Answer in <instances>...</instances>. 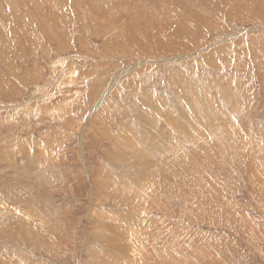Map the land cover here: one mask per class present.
Returning <instances> with one entry per match:
<instances>
[{
	"label": "rangeland",
	"instance_id": "obj_1",
	"mask_svg": "<svg viewBox=\"0 0 264 264\" xmlns=\"http://www.w3.org/2000/svg\"><path fill=\"white\" fill-rule=\"evenodd\" d=\"M263 15L0 0V264H264Z\"/></svg>",
	"mask_w": 264,
	"mask_h": 264
},
{
	"label": "bare ground",
	"instance_id": "obj_2",
	"mask_svg": "<svg viewBox=\"0 0 264 264\" xmlns=\"http://www.w3.org/2000/svg\"><path fill=\"white\" fill-rule=\"evenodd\" d=\"M5 14V13H4ZM264 16V15H263ZM202 17V16H201ZM259 18V17H258ZM143 63V62H142ZM173 63V62H172ZM199 85V84H198ZM217 86V85H216ZM199 88H200V86H198ZM206 88V87H205ZM230 88V87H229ZM200 89H202V88H200ZM204 89V88H203ZM188 90V89H187ZM195 90H197V89H195ZM191 91H193V90H191ZM207 91V90H206ZM210 90L208 89V91L207 92H209ZM203 92V91H202ZM210 93H212V91H210ZM222 93V92H221ZM216 94V93H215ZM201 95V96H200ZM226 94H224V96H225ZM234 95V94H233ZM236 95V94H235ZM189 96V98H190V101H191V103H192V106H196V105H198L199 103H201V102H207V97H206V95H204V94H199V93H193V94H189L188 95ZM210 96V95H209ZM229 96H230V94H229ZM228 96V97H229ZM169 97V96H168ZM197 98V103L198 104H196V102L194 103L191 99H193V98ZM234 96H232V98H233ZM230 98V97H229ZM172 99V98H171ZM236 98H234V100H235ZM189 100V99H188ZM229 100H231V99H229ZM233 100V99H232ZM239 100V99H238ZM168 102V101H167ZM172 102H174V101H172ZM231 102V104H234L235 103V101H234V103H232V101H230ZM237 102V101H236ZM165 104V103H164ZM202 104V103H201ZM155 104H151V105H149L148 106V109H147V113L146 114H148V116L149 117H151V116H153L154 115V113H153V111H154V109H153V106H154ZM204 105V104H203ZM220 106H221V104H219ZM236 105V104H235ZM235 105H232L233 106V108L234 107H236ZM205 106V105H204ZM206 106H207V104H206ZM208 106H209V104H208ZM207 106V107H208ZM228 106V105H227ZM207 107H205V109L207 108ZM240 107V106H239ZM238 107V108H239ZM243 107V106H242ZM242 107H241V109H242ZM157 108H160V112H163V114L167 117V118H170V119H174L179 125H181V123H185L186 124V121H187V119L186 118H184V117H182V116H179V115H177L176 114V112H179V113H181V114H183L184 116H185V112L184 111H182V109L178 106V107H176V105H172L171 107H168L166 104L165 105H163V104H161V102H157ZM195 109V108H194ZM209 109V108H208ZM207 109V110H208ZM236 109V108H235ZM146 110V109H145ZM205 111V112H203L204 113V116H201V117H205V119H207V120H209L210 122H212L213 120H214V118H215V115H216V113L217 112H215L214 110H211V111H213V112H208V111ZM233 110V109H232ZM238 110V109H237ZM176 111V112H175ZM246 111V110H245ZM194 112L196 113V115L199 117L200 116V111L199 110H197V109H195L194 110ZM236 112V111H235ZM223 113V112H222ZM241 113H242V110H241ZM155 114H158V113H155ZM219 114V113H218ZM225 114H226V112H225ZM141 115V114H140ZM144 113H143V117H144ZM159 115V114H158ZM235 115H238V118H239V113L237 114H235ZM234 115V116H235ZM144 122H147L149 125H151V127H152V132H153V130H155V131H158L159 132V130H157L158 129V125L160 126V121H154V120H145ZM185 124H184V126H185ZM210 124V123H209ZM214 125V124H213ZM146 126V125H145ZM182 126V125H181ZM186 126H187V124H186ZM185 126V127H186ZM212 126V125H211ZM150 127V128H151ZM183 127V126H182ZM216 127V126H215ZM215 127H213V128H215ZM225 127V126H224ZM194 129H195V127H194ZM210 129V128H209ZM218 129V128H217ZM224 129V128H223ZM142 131V134H146V131H148V130H146V131H144V130H141ZM140 131V132H141ZM188 131V130H187ZM192 132V131H191ZM207 132V131H206ZM217 132V131H216ZM212 133H214V132H212ZM139 135V134H138ZM149 135H150V133H149ZM191 135V134H190ZM142 136V135H141ZM193 136V135H192ZM140 138H143V137H140ZM152 138V137H151ZM147 136L144 138V142L146 143V144H149L150 142H151V139H150V137H149V140H150V142H148L147 141ZM183 140V139H182ZM154 140H153V138H152V142H153ZM139 145V144H138ZM155 147V142L154 143H151V149L154 151V153H156V149L154 148ZM148 149V148H147ZM150 149V150H151ZM182 149V148H181ZM168 150V149H167ZM134 151H136V150H134ZM144 151H142V153H143ZM169 152V151H168ZM173 152V151H172ZM171 153V152H170ZM129 154H130V157H131V154H132V151H130L129 152ZM135 154V153H134ZM138 154H139V152H138ZM136 156V155H135ZM145 157V156H144ZM172 157V156H171ZM33 159V158H32ZM147 159V158H146ZM27 160H29V159H27ZM31 161V160H30ZM30 161L27 163V164H30ZM147 161V160H146ZM145 161V159L144 160H140V159H138L136 162H135V164H136V168L138 169L139 168V170L140 171H148L147 169H149V166L152 164H150L149 165V162H146ZM132 162V161H131ZM131 162L129 161V163L131 164ZM128 163V164H129ZM19 165V164H18ZM16 166V165H15ZM125 166H128V165H125ZM152 166V165H151ZM153 166H154V164H153ZM156 166H158V165H156ZM155 167V166H154ZM17 168V167H16ZM151 169H152V167H151ZM22 170H24V169H22ZM18 171V170H17ZM14 173V172H13ZM19 173H20V170H19ZM143 173V172H142ZM24 175V174H23ZM22 175V178L24 177ZM26 177H27V175H25ZM142 176V175H141ZM24 180H25V177L23 178ZM23 181V180H22ZM144 181V180H143ZM9 188V187H8ZM10 189V188H9ZM30 189V188H29ZM12 190V189H11ZM19 191V190H18ZM28 192V191H27ZM25 194H26V192H25ZM13 199V198H12ZM14 200V199H13ZM14 202V201H13ZM44 206V205H43ZM42 217V216H41ZM3 218V217H2ZM37 218V217H36ZM99 219V218H98ZM1 220V219H0ZM7 220V219H6ZM15 221V220H14ZM101 221V220H100ZM129 222V221H128ZM106 223V222H105ZM7 224V223H6ZM17 225V224H16ZM43 225V224H42ZM1 226V225H0ZM20 227V226H19ZM24 227V226H23ZM4 229V228H3ZM19 229V228H18ZM0 230H1V228H0ZM21 230V229H20ZM2 231H4V230H2ZM2 231H0V232H2ZM35 231V230H34ZM6 233L5 232H3L2 234H0V237L2 236V235H5ZM20 234V233H19ZM4 237V236H3ZM16 241V240H15ZM10 242V241H9ZM16 243V242H15ZM4 246L3 247H5V244H3ZM7 248V247H6ZM10 248V247H9ZM0 249H2V247L0 246ZM8 252V251H7ZM5 253V252H4ZM8 254V253H7ZM12 254V253H11ZM94 254V253H93ZM14 255V257L16 256L15 254H13ZM8 256V255H7ZM13 257V256H12ZM7 258V257H6ZM9 258H10V256H9ZM11 259V258H10ZM13 259V258H12ZM17 259H19V260H22L20 257H18L17 256ZM1 260V259H0ZM3 260V259H2ZM12 261H14V260H12ZM17 263V262H16ZM33 263V262H32ZM28 264V263H27Z\"/></svg>",
	"mask_w": 264,
	"mask_h": 264
}]
</instances>
